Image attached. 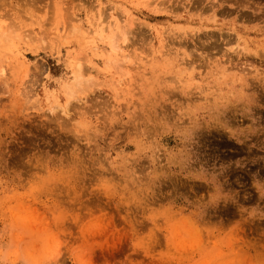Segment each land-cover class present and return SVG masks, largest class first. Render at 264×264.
Masks as SVG:
<instances>
[{"label": "rangeland", "instance_id": "374dc122", "mask_svg": "<svg viewBox=\"0 0 264 264\" xmlns=\"http://www.w3.org/2000/svg\"><path fill=\"white\" fill-rule=\"evenodd\" d=\"M0 264H264V0H0Z\"/></svg>", "mask_w": 264, "mask_h": 264}, {"label": "bare ground", "instance_id": "6f19581e", "mask_svg": "<svg viewBox=\"0 0 264 264\" xmlns=\"http://www.w3.org/2000/svg\"><path fill=\"white\" fill-rule=\"evenodd\" d=\"M69 92V91H68Z\"/></svg>", "mask_w": 264, "mask_h": 264}]
</instances>
